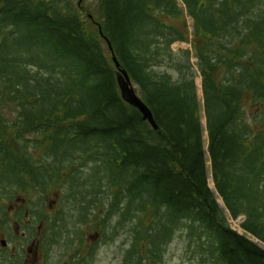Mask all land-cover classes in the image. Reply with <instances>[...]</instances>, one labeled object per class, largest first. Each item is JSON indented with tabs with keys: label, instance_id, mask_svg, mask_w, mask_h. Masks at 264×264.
Listing matches in <instances>:
<instances>
[{
	"label": "trees",
	"instance_id": "1",
	"mask_svg": "<svg viewBox=\"0 0 264 264\" xmlns=\"http://www.w3.org/2000/svg\"><path fill=\"white\" fill-rule=\"evenodd\" d=\"M0 207L1 231L45 258L64 238L72 264L92 231L126 234L123 264H162L176 236L204 264H264L227 218L264 243V0H0Z\"/></svg>",
	"mask_w": 264,
	"mask_h": 264
},
{
	"label": "rangeland",
	"instance_id": "2",
	"mask_svg": "<svg viewBox=\"0 0 264 264\" xmlns=\"http://www.w3.org/2000/svg\"><path fill=\"white\" fill-rule=\"evenodd\" d=\"M187 21L190 27V30L192 29L191 25V18L187 17ZM172 48L174 50L180 49V48H190V43L185 41H178L173 43ZM192 62L194 63V69L196 73L195 81L197 86V95L201 100L202 97V90H201V77L197 71L196 67V60L195 58L192 59ZM201 122H202V128H203V137L206 140V131H205V117L204 113L201 110ZM208 169H209V161H207ZM209 185L211 188H213V184L211 185L210 182L212 181L210 169H209ZM17 194V193H16ZM18 195L15 196V200L17 199ZM62 198V196L59 194H56L55 196H52L50 199H47L46 202L48 206H56L59 203V198ZM217 200L220 203L221 206L223 205V201L217 195ZM5 209L10 210L12 209V205L15 203V201L12 200H5ZM65 203V211L68 213L69 209H71L70 205H67ZM61 205V202L58 204V206ZM1 208V207H0ZM227 213V210H225ZM26 216H28L27 213H25ZM1 215V214H0ZM228 222L231 228L235 229L239 233L245 234L253 241L257 242L261 246L264 247V243L259 241L257 238H255L252 234L244 231V229L241 228L240 222L243 220V217L238 218H231L229 214H227ZM21 222H17L14 220H10V225L5 227L4 231L0 230V240L5 239L6 240V247L8 256H13L16 253H20V251L23 250V259L21 260V264H72L70 260L68 259V255L66 254V245H65V239L63 242V239L61 242L54 244L48 255L45 256L43 253L38 249L36 239H33L32 241L26 242L23 240L22 235H24L27 231L25 230V227L20 224ZM70 225V224H68ZM71 228V227H69ZM26 231V232H25ZM66 232L64 233V236H66ZM9 236H12L13 239L10 240ZM90 237L96 242V249L95 253L92 257L86 258L84 262L81 264H123V251L128 247V241H126V234H123L122 236H118L116 240H110L107 242H103L102 240H99V235L92 231L90 233ZM0 245V264H4V259L2 257V250ZM18 256V254H17ZM162 264H204L202 262H199L196 260V257L192 254V251L189 252L185 248V244L182 238L179 236L174 237L172 242L169 244L167 252L163 258Z\"/></svg>",
	"mask_w": 264,
	"mask_h": 264
},
{
	"label": "water",
	"instance_id": "3",
	"mask_svg": "<svg viewBox=\"0 0 264 264\" xmlns=\"http://www.w3.org/2000/svg\"><path fill=\"white\" fill-rule=\"evenodd\" d=\"M108 46H109V49L111 50L112 47L109 42H108ZM112 60L115 63L116 67L119 68V62L117 61L114 55L112 56ZM117 78H118V84L121 90L122 98L129 104L138 108L139 111L142 113L143 118L146 119L154 128H157V124L153 118L152 112L150 111L149 107L143 102V100L136 93V90L132 86L131 81L124 69L119 68ZM0 245L5 246L6 240L1 239Z\"/></svg>",
	"mask_w": 264,
	"mask_h": 264
},
{
	"label": "bare ground",
	"instance_id": "4",
	"mask_svg": "<svg viewBox=\"0 0 264 264\" xmlns=\"http://www.w3.org/2000/svg\"><path fill=\"white\" fill-rule=\"evenodd\" d=\"M210 184L212 185L213 184V181H211Z\"/></svg>",
	"mask_w": 264,
	"mask_h": 264
}]
</instances>
